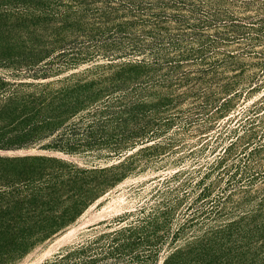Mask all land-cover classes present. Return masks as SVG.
Masks as SVG:
<instances>
[{
	"label": "rangeland",
	"instance_id": "374dc122",
	"mask_svg": "<svg viewBox=\"0 0 264 264\" xmlns=\"http://www.w3.org/2000/svg\"><path fill=\"white\" fill-rule=\"evenodd\" d=\"M63 1L47 15L0 0V82L28 94L37 82L57 89L68 78H109L127 62L141 64L128 71L137 80L127 89L101 95L112 103L95 124L80 122L76 138L90 146H43L65 136L86 106L53 134L0 148V264H40L162 201L173 207L167 237L148 264L215 231L229 233L222 239L233 248L211 264H264V0H110L111 10L107 0ZM61 50L45 76L20 70ZM72 57L80 60L72 65ZM136 99L143 107L127 112ZM6 123L2 111L0 128ZM40 156L79 177L45 195L40 181L55 163L40 166ZM75 190L84 203H73ZM185 214L192 223L180 230Z\"/></svg>",
	"mask_w": 264,
	"mask_h": 264
},
{
	"label": "trees",
	"instance_id": "16d2710c",
	"mask_svg": "<svg viewBox=\"0 0 264 264\" xmlns=\"http://www.w3.org/2000/svg\"><path fill=\"white\" fill-rule=\"evenodd\" d=\"M8 1L17 10H37L39 13L47 15L50 11L54 12L56 5L64 2L63 0ZM87 2V0H68V3L75 6V8L85 5ZM88 3H91V1ZM105 8L106 10L112 9L110 0L105 2ZM104 10L103 8H96L98 12H105L106 10ZM38 20L37 18L33 22L36 23ZM66 20L67 16L64 15L60 17L59 21L65 22ZM63 55L64 50H61L55 57L47 58L43 62L36 58L31 59L25 62L20 70L33 76H45L50 72L53 63L61 64L59 62ZM79 60L77 57H72L69 63L73 65ZM37 61L38 63H36ZM140 64L141 62L136 61L127 62L119 66L109 78H98L91 81H80L81 78H68L67 81H71L70 85L57 89H50L42 82H37L38 90L28 94L18 93L13 83L0 82V114L3 111V114L8 118V123L0 128V130L7 128V131L0 132V135H2L0 137V148L19 146L24 140H36L45 135L53 134L67 119L75 116L79 110L86 106L90 108L84 115L78 117V122L69 125L65 136V132L57 133L49 143L43 146L44 148L66 152L90 146L89 141L84 143L76 138V131L86 122L88 123L84 125L85 127L92 126L99 120L95 121L94 117L98 113L108 110L112 102L108 99L105 101L99 100L101 95L106 94V97L109 98V94L115 90L127 89L132 82H136L137 75L131 76L127 73L131 67L137 68ZM107 80L110 81V85L104 84ZM137 87L138 85L131 88L138 91ZM101 102L102 104H100ZM140 107H143L141 100L136 99L133 103L130 102L125 110L128 112ZM14 113L15 115H13ZM88 117H92V119H88ZM81 121H83V124H80ZM148 123L149 121L145 122L144 127H147ZM68 124H64L63 127ZM15 132L22 133L17 134ZM33 159L41 161L40 166L43 167L45 163H55L53 171L45 173L40 181L43 183L42 187L45 189V195L50 197L58 192L60 187L67 183H73L79 177L76 170H71V166L57 159L44 156L33 157ZM220 163H222L221 157L212 166L217 167ZM65 175L67 177L63 179ZM73 195V203H84L86 201L87 197L82 192H73ZM202 195L203 197L206 196V189L201 190L200 196ZM36 201L34 198L32 199L33 203ZM191 205L186 208V211L191 208ZM172 209V206L163 201L147 212L144 211L143 205H140L134 210L118 216L114 221L116 227L88 236L40 264H148L158 254L166 240L167 223ZM192 219L193 216L188 218V215H186L185 222L179 229L181 230L188 222L189 224L192 223ZM211 233L213 237L209 239L201 237L191 242L184 251L176 250L172 252L163 260L162 264H211L222 255L225 256L226 252L232 250L233 245L228 243L225 246V241L222 239L228 235L230 236L229 233L219 234V231ZM176 234L178 235V231ZM216 239L219 240L216 241ZM226 241L228 242V240ZM218 242H220V245L215 248V244Z\"/></svg>",
	"mask_w": 264,
	"mask_h": 264
}]
</instances>
